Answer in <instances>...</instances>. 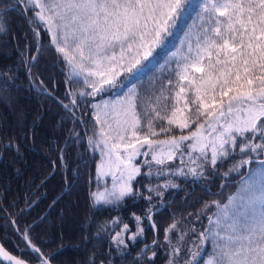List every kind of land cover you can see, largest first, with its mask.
<instances>
[{
	"label": "snow or ice",
	"instance_id": "obj_1",
	"mask_svg": "<svg viewBox=\"0 0 264 264\" xmlns=\"http://www.w3.org/2000/svg\"><path fill=\"white\" fill-rule=\"evenodd\" d=\"M9 11L29 23L37 40L35 53L27 44L19 52L29 87L65 109L68 115L62 120L84 124L87 117L94 122L91 134L88 129L83 136L75 127L69 129L70 140L85 139L89 150L100 157L95 165L96 189L89 193L93 207L118 211L127 199H143L148 205L142 215L131 213L135 232L119 216L100 226L97 236L112 234L109 253L99 264H111V251L126 252L137 242L145 232V220L158 235L153 217L166 206V192L181 188L174 178H191L195 184L218 174L224 162L236 155L241 159L222 174L228 177L247 169L236 192L226 202H204L202 210L188 213L187 227L173 219L163 229L164 243L153 239L145 244L135 264H155L165 247L166 264H180L182 258L183 264H264V0H0V35H7ZM42 31L55 53L53 67L64 75L63 99L46 87L40 73L32 71L45 47L40 42ZM173 37L179 44L175 51L168 50ZM158 69L160 74L152 75ZM163 69H168L167 77ZM17 71L9 66L0 72V100L13 99L10 89L19 87ZM145 78H149L147 86ZM117 88L126 90L112 95ZM82 106V115L77 116ZM23 116L20 113V123ZM174 129L181 134L170 135ZM162 135L167 138L159 139ZM0 147L20 155L15 136L7 142L0 138ZM57 159L67 167L64 150ZM52 164L55 168L56 161ZM153 177L167 179L153 184ZM145 179L148 183L141 187ZM44 183L28 189L23 207L18 199L7 207L0 202L6 222L38 264H50L52 255L46 256L33 242L36 219L47 217L38 214L23 229L17 218L44 198L46 194L36 196ZM71 188L65 176L60 198ZM153 200L159 205L154 206ZM205 217L207 224L197 228ZM208 246L211 251L205 259ZM98 255L93 253L89 264H95ZM3 262L29 264L0 244Z\"/></svg>",
	"mask_w": 264,
	"mask_h": 264
},
{
	"label": "trees",
	"instance_id": "obj_2",
	"mask_svg": "<svg viewBox=\"0 0 264 264\" xmlns=\"http://www.w3.org/2000/svg\"><path fill=\"white\" fill-rule=\"evenodd\" d=\"M30 15L31 13H29ZM6 18L10 24L7 35H0V72L9 66L18 69L16 84L19 87L10 89V96L13 98L10 103L0 100V138L7 142L9 138L15 136L19 143L20 155H17L14 150L0 147V153H2V157H0V202L4 207H7L14 199H18L20 207H23L24 195L28 189L35 190L36 185L44 180V186L36 191V196L46 195L37 206L17 218V226L23 229L26 224L32 223L38 214L46 216L47 218L43 221L36 219L33 228V242L41 248L46 256L52 253L49 257L50 261L54 264H89V257L93 253H97L99 255L95 264H99L100 260L105 259L109 253L112 234V232H105L97 236L100 226L105 221L119 216L135 232V221L132 219L131 213L142 215L148 205L143 199L136 201L127 199L125 205L118 211L103 206L93 207L94 202L89 198V193L96 189L95 165L99 162V154L89 150L85 139L80 140L79 143L74 142V137L70 140L69 129L75 127V131L81 136L84 135L85 129H88L91 134L94 122L87 117H85L84 124L74 125L69 120H62V117L68 115L65 109L46 94L39 92L34 87H29L26 69L20 63L19 52L24 51L27 44L30 46L31 53H35L37 40L30 30L29 23L17 12L9 11ZM191 22V19L187 20L188 24ZM35 27L40 26L35 25ZM48 39V36L42 31L40 42L45 47L37 67L32 71L34 75L40 73L41 79L45 80L46 87L49 90L54 89V95L63 99L64 75L53 67L55 53L48 46ZM178 46V40L173 37L168 44V50L175 51ZM160 71L158 69L152 75H159ZM163 72L167 77L168 69H163ZM48 77L51 79H47ZM148 79L145 78L143 81L145 86H147ZM137 83L140 82L137 81ZM72 87L76 88L78 85L74 84ZM125 89H120V91ZM120 91L117 92L116 89H113L111 94L116 95ZM65 102L67 103V100ZM82 111L83 106L76 112V115H82ZM20 113L24 114L22 123H20ZM157 126L164 125L158 123ZM177 132L179 130L174 129L170 135ZM25 133L28 134L27 137L24 136ZM158 138L166 139L167 135ZM61 149L65 153L66 168L62 167L57 159ZM240 159L239 155L228 159L218 169V174L209 175L198 180L195 184L191 182V178L188 181L183 178H174V182L180 184L181 188L170 189L166 192L164 197L167 201L166 206L160 208L153 217L159 229L158 235L145 220L143 236L131 244L126 252L111 251L108 256L111 264H135L137 253L145 244H151L153 239L164 243L163 229L168 227L173 219L179 221L182 227H187L191 224V220L187 219V214L195 212L197 209L202 210L204 202L214 200L225 202L227 197L238 187L239 179L246 169H241L239 172L233 171L228 177H224L222 174ZM52 161H56L55 168ZM255 166V164L252 165V167ZM65 176L72 183V188L70 193H65L60 198L61 192L65 188ZM164 179L167 177L161 179L153 177L151 182L153 184L163 183ZM108 183L110 184V182ZM146 183H148L147 179L142 180L141 187ZM54 199H58V203L53 207H48ZM152 203L154 206L159 205L158 200H153ZM9 211L14 212L18 209H9ZM212 211L216 210L213 208ZM206 224L205 217L202 224L196 226L201 228ZM114 231H119V228ZM61 234L63 240H61ZM0 240L12 253L20 255L29 262H37L35 254L30 249L24 248V242L20 235L13 230V225L6 222L3 212H0ZM61 243L64 245L63 248H60ZM210 251L211 247L208 246L203 253L205 259ZM166 253V247L160 249L155 264H166ZM3 264L6 263L3 262ZM143 264H146V261ZM180 264H183V258Z\"/></svg>",
	"mask_w": 264,
	"mask_h": 264
},
{
	"label": "rangeland",
	"instance_id": "obj_3",
	"mask_svg": "<svg viewBox=\"0 0 264 264\" xmlns=\"http://www.w3.org/2000/svg\"><path fill=\"white\" fill-rule=\"evenodd\" d=\"M54 69H57V70H58V68H54ZM58 71H59V70H58ZM52 74H53V73H52ZM116 90H117V92L120 91L119 88H117ZM125 90H126V89H125ZM119 94H122V92L120 91ZM180 134H181L180 132H177V133H175L174 135H180ZM184 134H187V131H185ZM159 139H160V138H159ZM99 159H100V157H99ZM139 159H142V157H141V158H138V160H139ZM263 159H264V158H263ZM246 171H247V169H246ZM241 177H242V176H241ZM240 180H241V178L239 179V182H240ZM108 182H110V178H109ZM109 185H110V184H109ZM238 185H239V184H238ZM237 188H238V187H237ZM237 188H235V189L237 190ZM236 190H235L234 192H236ZM234 192H233V193H234ZM231 194H232V193H231ZM231 194H230V195H231ZM225 202H226V201H225ZM201 264H203V261L201 262Z\"/></svg>",
	"mask_w": 264,
	"mask_h": 264
},
{
	"label": "water",
	"instance_id": "obj_4",
	"mask_svg": "<svg viewBox=\"0 0 264 264\" xmlns=\"http://www.w3.org/2000/svg\"><path fill=\"white\" fill-rule=\"evenodd\" d=\"M0 244H3V243H1V240H0ZM4 246V245H3ZM5 247V246H4ZM5 249L6 250H8L6 247H5ZM9 251V250H8ZM10 252V251H9ZM11 253V252H10ZM11 254H13V253H11ZM13 255H15V254H13ZM17 256V255H16ZM19 257V256H18ZM21 258V257H20ZM6 263H8V262H6ZM29 264H33V263H29ZM50 264H54V263H52L51 261H50Z\"/></svg>",
	"mask_w": 264,
	"mask_h": 264
},
{
	"label": "bare ground",
	"instance_id": "obj_5",
	"mask_svg": "<svg viewBox=\"0 0 264 264\" xmlns=\"http://www.w3.org/2000/svg\"><path fill=\"white\" fill-rule=\"evenodd\" d=\"M36 264H38V261L37 262H35Z\"/></svg>",
	"mask_w": 264,
	"mask_h": 264
}]
</instances>
